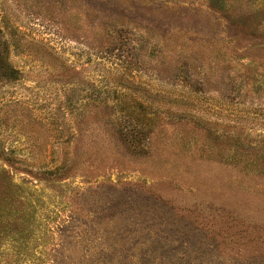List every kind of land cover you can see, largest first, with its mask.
Masks as SVG:
<instances>
[{
    "label": "rangeland",
    "instance_id": "obj_1",
    "mask_svg": "<svg viewBox=\"0 0 264 264\" xmlns=\"http://www.w3.org/2000/svg\"><path fill=\"white\" fill-rule=\"evenodd\" d=\"M0 264H264V0H0Z\"/></svg>",
    "mask_w": 264,
    "mask_h": 264
}]
</instances>
